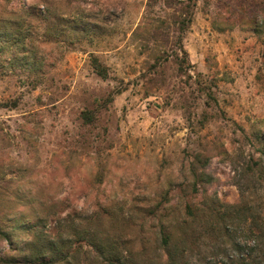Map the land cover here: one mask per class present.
I'll return each instance as SVG.
<instances>
[{
    "label": "rangeland",
    "instance_id": "1",
    "mask_svg": "<svg viewBox=\"0 0 264 264\" xmlns=\"http://www.w3.org/2000/svg\"><path fill=\"white\" fill-rule=\"evenodd\" d=\"M263 11L0 0V264H264Z\"/></svg>",
    "mask_w": 264,
    "mask_h": 264
},
{
    "label": "trees",
    "instance_id": "2",
    "mask_svg": "<svg viewBox=\"0 0 264 264\" xmlns=\"http://www.w3.org/2000/svg\"><path fill=\"white\" fill-rule=\"evenodd\" d=\"M264 2V0H263ZM194 5V4H192ZM264 12V11H263ZM192 16V13L190 12V17H189V20ZM185 25L184 23H181L180 24V29L183 30L185 28ZM263 29H264V22H263ZM9 36V35H8ZM9 40V39H8ZM7 39L3 38L2 39V42H7L8 41ZM91 65L93 67V69L96 71V73L101 76V77H105L106 75V72H105V69L104 67L101 65V63L99 62L98 58L95 57V56H92L91 57ZM82 119L84 122L88 123V122H91L92 120V117L90 116V113L89 112H84L82 113ZM226 208H232L235 209L233 211H237V208L235 205H226L225 206ZM228 209H211L209 211L206 212L205 209H201L200 211L198 210H194L191 208V206L189 204H186L185 205V208H184V220L185 222H187V219H188V225L190 222H198L199 224L202 223L203 220H205V222L211 220V222H213V220L217 221L218 223H222L224 222L225 220L228 219V216L226 215V211ZM232 217V216H231ZM226 218V219H225ZM211 222L209 223V225L211 224ZM190 226V225H189ZM183 233H184V237H182L180 239L179 242H177L176 244H173L172 243V232L165 228L164 226L161 227V230L159 232L160 234V240H161V244L168 250V259L170 261L171 264H180L179 261H178V250L181 251L182 248H185L184 250H186L187 247H185V245L187 243H189L192 239H194L195 237V234H197V232L194 230V231H189V227H188V230H186V227L183 228ZM0 238L2 239H6L8 240V242L13 245V244H17L14 242L13 238H10L6 233L5 231L1 230L0 229ZM179 243L182 244V248L180 249L179 247ZM184 244V245H183ZM182 250V254H183V251ZM44 252V251H43ZM46 253H42L41 256L37 255L36 256V259H35V262L33 261L34 264H55L52 260V258H49V257H46ZM68 258V255L65 256L64 259H62V261H65L66 259ZM181 264H190L189 261H187V259H185Z\"/></svg>",
    "mask_w": 264,
    "mask_h": 264
}]
</instances>
